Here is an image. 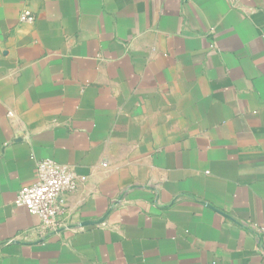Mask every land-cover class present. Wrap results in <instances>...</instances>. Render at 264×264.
<instances>
[{"label":"crops","instance_id":"obj_1","mask_svg":"<svg viewBox=\"0 0 264 264\" xmlns=\"http://www.w3.org/2000/svg\"><path fill=\"white\" fill-rule=\"evenodd\" d=\"M261 225L264 0H0V264H264Z\"/></svg>","mask_w":264,"mask_h":264},{"label":"built area","instance_id":"obj_2","mask_svg":"<svg viewBox=\"0 0 264 264\" xmlns=\"http://www.w3.org/2000/svg\"><path fill=\"white\" fill-rule=\"evenodd\" d=\"M21 20L33 18L22 14ZM35 173L33 184L19 190L14 206L25 208L39 220L37 241L25 243L44 245L61 232L59 217L65 210L67 197L77 190L81 180L72 168L50 159L38 161ZM254 231L258 236L264 235V225L256 226Z\"/></svg>","mask_w":264,"mask_h":264}]
</instances>
